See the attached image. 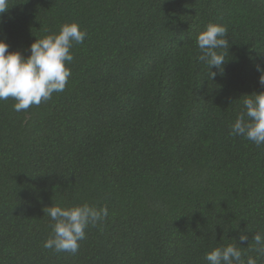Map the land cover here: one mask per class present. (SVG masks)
Masks as SVG:
<instances>
[{
	"label": "trees",
	"instance_id": "1",
	"mask_svg": "<svg viewBox=\"0 0 264 264\" xmlns=\"http://www.w3.org/2000/svg\"><path fill=\"white\" fill-rule=\"evenodd\" d=\"M0 38L30 55L76 22L63 92L27 110L0 101V264H209L235 244L264 256V145L230 135L264 91V0H9ZM227 27L223 72L198 34ZM107 206L76 254L46 249L50 206ZM245 233L247 240H241Z\"/></svg>",
	"mask_w": 264,
	"mask_h": 264
},
{
	"label": "clouds",
	"instance_id": "2",
	"mask_svg": "<svg viewBox=\"0 0 264 264\" xmlns=\"http://www.w3.org/2000/svg\"><path fill=\"white\" fill-rule=\"evenodd\" d=\"M9 0H0V14L9 8ZM228 29L217 23H209L201 31L196 44L200 50L198 60L210 69L211 79L216 76L215 67L223 72L225 56L218 49H229L226 38ZM87 36L76 22L65 23L58 33L36 38L30 45V55L24 57L19 51H9L6 39L0 38V101L12 98L14 110L20 112L31 106H39L49 101L54 93L63 92L74 57L70 51L74 44H82ZM261 73L259 84L264 87V67L257 65ZM243 111L230 125V135L242 136L256 144L264 145V91L246 95L242 100ZM44 211L55 221L52 235L45 240L43 247L56 252L76 254L79 242L85 239V229L95 226L108 216L107 206L95 207L87 203L72 207L50 206ZM240 239L247 240L245 233ZM255 251L264 256V233L257 232L252 238ZM209 264H257L256 257L242 259V251L235 244L213 248L206 253Z\"/></svg>",
	"mask_w": 264,
	"mask_h": 264
}]
</instances>
